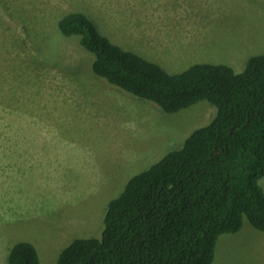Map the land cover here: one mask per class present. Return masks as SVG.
Listing matches in <instances>:
<instances>
[{"label":"rangeland","instance_id":"1","mask_svg":"<svg viewBox=\"0 0 264 264\" xmlns=\"http://www.w3.org/2000/svg\"><path fill=\"white\" fill-rule=\"evenodd\" d=\"M73 11L168 73L195 63L238 73L264 53V0H0V264L18 241L46 264L99 237L127 179L216 112L200 100L168 113L94 74V54L58 29ZM212 264H264V231L243 220L218 237Z\"/></svg>","mask_w":264,"mask_h":264},{"label":"trees","instance_id":"2","mask_svg":"<svg viewBox=\"0 0 264 264\" xmlns=\"http://www.w3.org/2000/svg\"><path fill=\"white\" fill-rule=\"evenodd\" d=\"M94 54L97 76L173 113L204 100L216 109L172 149L125 182L110 199L99 237L77 238L46 264H212L223 233L247 220L264 231V53L241 72L195 63L178 73L119 47L82 12L57 21ZM7 264H42L27 241L8 249Z\"/></svg>","mask_w":264,"mask_h":264}]
</instances>
